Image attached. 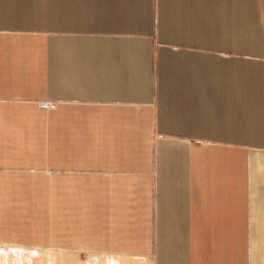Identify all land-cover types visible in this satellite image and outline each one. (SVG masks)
I'll return each instance as SVG.
<instances>
[{
    "label": "crops",
    "instance_id": "1",
    "mask_svg": "<svg viewBox=\"0 0 264 264\" xmlns=\"http://www.w3.org/2000/svg\"><path fill=\"white\" fill-rule=\"evenodd\" d=\"M150 262L264 264V0H0V264Z\"/></svg>",
    "mask_w": 264,
    "mask_h": 264
},
{
    "label": "built area",
    "instance_id": "2",
    "mask_svg": "<svg viewBox=\"0 0 264 264\" xmlns=\"http://www.w3.org/2000/svg\"><path fill=\"white\" fill-rule=\"evenodd\" d=\"M44 106L49 107V106H51V104L50 103H44Z\"/></svg>",
    "mask_w": 264,
    "mask_h": 264
},
{
    "label": "rangeland",
    "instance_id": "3",
    "mask_svg": "<svg viewBox=\"0 0 264 264\" xmlns=\"http://www.w3.org/2000/svg\"><path fill=\"white\" fill-rule=\"evenodd\" d=\"M150 264H152V262H150Z\"/></svg>",
    "mask_w": 264,
    "mask_h": 264
}]
</instances>
